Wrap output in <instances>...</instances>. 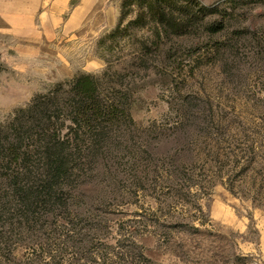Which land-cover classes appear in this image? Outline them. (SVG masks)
Wrapping results in <instances>:
<instances>
[{"label": "rangeland", "instance_id": "1", "mask_svg": "<svg viewBox=\"0 0 264 264\" xmlns=\"http://www.w3.org/2000/svg\"><path fill=\"white\" fill-rule=\"evenodd\" d=\"M124 2L70 0L51 26L1 6L0 264H264V0H186L169 35L145 14L109 37L139 12ZM81 74L130 116L78 135L57 121L54 176L47 119L14 117Z\"/></svg>", "mask_w": 264, "mask_h": 264}, {"label": "trees", "instance_id": "2", "mask_svg": "<svg viewBox=\"0 0 264 264\" xmlns=\"http://www.w3.org/2000/svg\"><path fill=\"white\" fill-rule=\"evenodd\" d=\"M170 0H125L122 6L123 13L127 14V9L137 6L139 12L136 18L130 21L126 26L120 29V25L114 29L108 36L116 38L120 36L130 24L144 23L145 14L155 23V35L161 38V35H169L174 28L186 25L191 20V6L186 0L180 1L177 6V12L170 10L166 4ZM188 1V0H187ZM185 2V3H184ZM199 5V4H198ZM171 6V5H170ZM199 10L204 11L206 6L199 5ZM191 16V17H190ZM129 25V26H128ZM122 36V35H121ZM100 77L94 74H81L73 81L57 83L54 88L46 93L37 94L30 104L17 111L13 128L15 131L30 127L33 123L27 119L42 120L47 119L42 130L40 141L45 138L43 151L45 157L50 160V171L54 176H59L63 172L65 156L63 150L69 142L70 133H66V140L62 139V128L57 126V121H68V128L77 133L79 130H92L95 128H109L120 122L125 116L129 117L128 108L122 102V97L115 92L111 96L105 97L100 91ZM33 117V118H31ZM47 117V118H46ZM60 125H63V123ZM17 123V124H16ZM16 124V125H15ZM19 125L20 128H16ZM58 127V128H57ZM28 134V132L23 131ZM19 133V132H17ZM20 142V136L18 137ZM20 151V145L16 148ZM66 153V152H65ZM49 171V170H48Z\"/></svg>", "mask_w": 264, "mask_h": 264}, {"label": "crops", "instance_id": "3", "mask_svg": "<svg viewBox=\"0 0 264 264\" xmlns=\"http://www.w3.org/2000/svg\"><path fill=\"white\" fill-rule=\"evenodd\" d=\"M3 4L10 7V12L14 14L13 19L21 17L33 23L37 14L42 13L40 20L49 21L51 26L54 15H57L59 20L61 13L68 9L70 0H0V14Z\"/></svg>", "mask_w": 264, "mask_h": 264}]
</instances>
